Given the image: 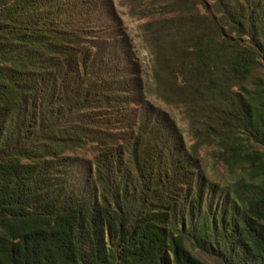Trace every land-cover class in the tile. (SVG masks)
I'll return each instance as SVG.
<instances>
[{"label":"trees","instance_id":"trees-1","mask_svg":"<svg viewBox=\"0 0 264 264\" xmlns=\"http://www.w3.org/2000/svg\"><path fill=\"white\" fill-rule=\"evenodd\" d=\"M127 1L146 73L80 1L0 0V264H264V0Z\"/></svg>","mask_w":264,"mask_h":264},{"label":"rangeland","instance_id":"rangeland-1","mask_svg":"<svg viewBox=\"0 0 264 264\" xmlns=\"http://www.w3.org/2000/svg\"><path fill=\"white\" fill-rule=\"evenodd\" d=\"M81 2V13L83 16L73 18V23L84 27H92L93 38H115L120 34L127 36L136 56H138L145 73L148 69V53L141 39L140 24L142 20L131 14V3L127 0H77ZM64 3L75 4L76 0H64ZM109 9V10H108ZM109 12H108V11ZM146 79V78H145ZM145 82V81H144ZM147 91V88H146ZM146 100L156 108L165 112L179 129L188 150H193V140L188 132L187 122L183 119L181 110L167 105L150 94ZM207 148H199L197 155L201 158L203 167L210 180L221 185L230 182L228 173L221 167L215 166L207 156ZM76 156L89 159L91 151L84 150L76 153Z\"/></svg>","mask_w":264,"mask_h":264}]
</instances>
